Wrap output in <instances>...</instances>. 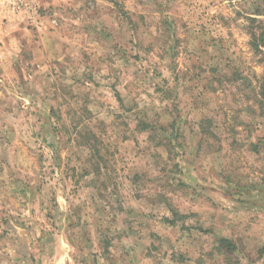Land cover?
I'll return each instance as SVG.
<instances>
[{
	"label": "rangeland",
	"instance_id": "1",
	"mask_svg": "<svg viewBox=\"0 0 264 264\" xmlns=\"http://www.w3.org/2000/svg\"><path fill=\"white\" fill-rule=\"evenodd\" d=\"M37 1L0 6V264H264V0Z\"/></svg>",
	"mask_w": 264,
	"mask_h": 264
},
{
	"label": "built area",
	"instance_id": "2",
	"mask_svg": "<svg viewBox=\"0 0 264 264\" xmlns=\"http://www.w3.org/2000/svg\"><path fill=\"white\" fill-rule=\"evenodd\" d=\"M0 6L10 13L23 15L30 22H39V3L37 0H0Z\"/></svg>",
	"mask_w": 264,
	"mask_h": 264
},
{
	"label": "trees",
	"instance_id": "3",
	"mask_svg": "<svg viewBox=\"0 0 264 264\" xmlns=\"http://www.w3.org/2000/svg\"><path fill=\"white\" fill-rule=\"evenodd\" d=\"M254 48L257 49V45H254ZM219 241L221 242V244L230 247V241H229L228 239H226V238H221Z\"/></svg>",
	"mask_w": 264,
	"mask_h": 264
},
{
	"label": "crops",
	"instance_id": "4",
	"mask_svg": "<svg viewBox=\"0 0 264 264\" xmlns=\"http://www.w3.org/2000/svg\"><path fill=\"white\" fill-rule=\"evenodd\" d=\"M5 78V73H0V78Z\"/></svg>",
	"mask_w": 264,
	"mask_h": 264
}]
</instances>
